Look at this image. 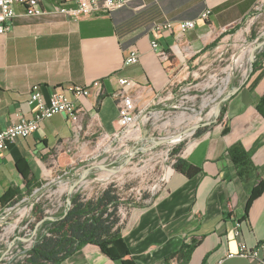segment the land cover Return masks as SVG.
I'll return each mask as SVG.
<instances>
[{
  "label": "crops",
  "instance_id": "0c3cea01",
  "mask_svg": "<svg viewBox=\"0 0 264 264\" xmlns=\"http://www.w3.org/2000/svg\"><path fill=\"white\" fill-rule=\"evenodd\" d=\"M258 2L134 0L110 13L79 19L55 13L54 0H45L44 12L35 16L16 5L13 25L0 32V130L15 122L19 111L31 116L29 99L37 83L47 100L55 88H63L81 111L74 116L56 113L34 134L18 137L0 151V212L18 192L28 195L23 171L32 184L42 182L55 165L72 162L78 151L87 153L96 142L124 137L118 123L123 88L135 100L139 134L146 136L157 113L176 107L177 83L188 76L196 79L218 38L247 20ZM206 10L210 13L202 19ZM167 20H196L197 25L185 32L150 31L154 23ZM152 40L159 42L158 50ZM134 49L139 60L127 63ZM256 64L260 66L254 69L250 62L242 78H228L221 120L213 115L216 102L214 113L192 130L193 138L180 152L201 171L191 177L172 172L168 188L130 208L123 239L135 264H181L180 258L169 256L192 237L199 243L187 264H213L237 251L240 242L249 248L264 244V188L247 211L252 181L239 177L227 152L229 139L241 138L264 178V121L255 124L252 114V92L264 89V56ZM78 89L85 94L76 98ZM214 93L215 100L223 99L220 90ZM224 122H234L233 135H223ZM133 140L144 143L139 137ZM61 264L118 263L99 251L80 250ZM223 264L258 263L237 255Z\"/></svg>",
  "mask_w": 264,
  "mask_h": 264
},
{
  "label": "rangeland",
  "instance_id": "374dc122",
  "mask_svg": "<svg viewBox=\"0 0 264 264\" xmlns=\"http://www.w3.org/2000/svg\"><path fill=\"white\" fill-rule=\"evenodd\" d=\"M256 7L240 26L218 38L215 48L200 63L203 67L198 70L196 79L188 76L177 83L176 107L157 113L147 131L149 144H135L133 139L140 134L122 137L115 143L96 142L95 150L87 153L78 151L72 162L58 163L32 194L0 212V264L24 259L26 250L45 231L43 224L36 226L33 207L37 202H43L47 216L58 217L68 208L69 195L81 193L92 197L114 185L124 202L122 212L128 216V202L133 203L131 208L139 204L136 202L139 196L157 194L169 187L174 150L178 148L179 153L185 150L184 145L194 136L192 130L214 113L213 107L219 102L215 100L214 92L219 93L220 90L222 96H227L230 87L228 78L236 74L239 78L245 76L251 62V48L264 41V0H259ZM263 52L264 45L255 50V59ZM185 133L189 134L180 141L172 142L176 139L173 138L156 143L160 139L179 137ZM164 173H167L165 179ZM74 181L78 183L70 193Z\"/></svg>",
  "mask_w": 264,
  "mask_h": 264
},
{
  "label": "trees",
  "instance_id": "16d2710c",
  "mask_svg": "<svg viewBox=\"0 0 264 264\" xmlns=\"http://www.w3.org/2000/svg\"><path fill=\"white\" fill-rule=\"evenodd\" d=\"M253 35H256L255 32ZM263 56L264 52L254 60V69L259 68L260 65L256 62L261 60ZM252 95L255 102L252 107L254 123H261L264 121V89L253 91ZM220 120L221 116H219ZM222 129L224 136L233 135L235 132L234 122H224ZM229 140L227 152L239 177L246 183L252 181V189L246 206L248 211L250 203L262 193L264 178L253 160L251 151L247 149L243 140L234 137ZM174 151V154H177L180 150L177 148ZM200 171V167L189 163L180 156L172 165V172L181 173L188 177ZM23 174L27 186L26 194L30 195L41 186V182L32 184L26 179L27 173L23 171ZM148 196L145 194L144 198ZM7 197L5 196L6 199ZM22 197L23 194L18 192V197L9 206L19 202ZM121 198L114 185L108 186L100 194L92 197L76 193L71 196V205L66 209L67 211L65 210L58 217H54L55 219H44L47 215L43 202L35 203L33 212L36 222L39 223L44 219L42 224L45 231L38 237L33 246L26 250L24 259H12L7 264H61L69 256L80 250L99 251L118 264H135L129 249L124 244L123 231L126 220H121ZM198 243L199 241L194 237L190 242L184 241L181 248L172 253L169 258L178 257L182 261L181 264H187Z\"/></svg>",
  "mask_w": 264,
  "mask_h": 264
},
{
  "label": "built area",
  "instance_id": "2783aa9c",
  "mask_svg": "<svg viewBox=\"0 0 264 264\" xmlns=\"http://www.w3.org/2000/svg\"><path fill=\"white\" fill-rule=\"evenodd\" d=\"M44 1L45 0H0V32H7L13 25L14 19L17 15L15 9L16 5L22 6L27 15L35 16L44 12L42 7V3ZM133 1L134 0H54L55 4L53 11L58 14L67 15L74 19H79L97 13H110L130 4ZM67 3H73V6L69 7L67 6ZM209 13L210 10H206L201 14V18L206 19ZM196 25V20H187L182 22L167 20L154 23L151 26L150 31L158 33H161L162 31L175 32L178 28L182 32H185L195 28ZM151 46L153 49L158 50L159 42L157 40H152ZM139 57V52L134 49L127 56L126 62L136 63L138 62ZM161 57L165 61L170 60V56L164 51L161 52ZM130 83L131 85L134 84L132 81H130ZM83 93L85 94L84 90L78 89L75 92V97L79 98L83 95ZM29 104L33 107L31 116H26L19 111L16 114L17 120L5 129L0 130V151L4 150L9 143L15 141L18 137L30 136L34 134L44 120L50 118L56 113H64L74 116L77 112L81 111V108L78 107L75 100L69 98L63 88H55L47 100L42 93L41 84L38 83L32 86ZM138 119L139 114L137 112L135 100L130 95L129 88H123L118 116L120 135L125 138H129L133 134L141 133V128L138 125ZM138 136L141 141H144L142 145L149 144L150 136H147V132L146 136H141V134ZM179 156L181 157L180 153L173 155L172 165L176 162L177 157ZM166 174L167 173H164L163 179L166 178ZM144 195L139 196L136 202H143L145 200ZM148 195L152 198L156 194L153 193ZM123 205L124 202L122 200V204L120 206L121 220H125L127 217L122 212ZM132 205L133 203L128 202L129 209ZM235 235L239 237L241 235V231L237 229L235 231ZM237 255L253 259L258 264H264V244H257L255 247L249 248L244 243L240 242L238 250L235 252H228L225 258ZM225 258H221L213 264H223Z\"/></svg>",
  "mask_w": 264,
  "mask_h": 264
},
{
  "label": "water",
  "instance_id": "95a60500",
  "mask_svg": "<svg viewBox=\"0 0 264 264\" xmlns=\"http://www.w3.org/2000/svg\"><path fill=\"white\" fill-rule=\"evenodd\" d=\"M263 45H264V41H263V42H260L258 45H256V46L254 47V50L252 51L251 56H250L251 64H253V62H254V60H255V57H256L255 50H256L257 48L262 47ZM228 97H229V96L224 97L222 100H220V101L217 103L216 108H215V114H214V118H215V119L218 118V116H219L220 113H221V110H222V102H224L225 100H227ZM198 126H199V125H197L196 127H198ZM175 137H176V136L166 137V138H163V139H160V140L156 141V143L159 144V143H161V142H165V141H168V140H172V139L175 138ZM88 171H89V170H87L86 173H87ZM77 183H78V181H74L73 185L71 186L70 193L72 192L74 186H75ZM67 202H68V207H69V206L71 205V196H70V195L67 197ZM66 211H67V210H66ZM44 219H55V218H54V217L47 216V217L44 218ZM44 219H43V220H44ZM43 220L40 221L39 223H37L36 226H39L40 224H42ZM36 229H37V227H36ZM36 229H35V230H36Z\"/></svg>",
  "mask_w": 264,
  "mask_h": 264
},
{
  "label": "bare ground",
  "instance_id": "6f19581e",
  "mask_svg": "<svg viewBox=\"0 0 264 264\" xmlns=\"http://www.w3.org/2000/svg\"><path fill=\"white\" fill-rule=\"evenodd\" d=\"M254 45H255V44H254ZM246 50H247V49H245L244 51H246ZM251 50L253 51L254 48L252 47ZM243 53H244V52H243ZM242 55L244 56V54H242ZM242 55H241V57H243ZM238 58H239V56L237 57V59H238ZM240 59H241V58H240ZM238 60H239V59H238ZM241 61H242V60H241ZM249 61H250V60H249ZM188 134H189V133H185L184 135H181V136H179V137L176 136V137H175L176 139H173L172 142L180 141L184 136H186V135H188ZM66 187H67V186H66Z\"/></svg>",
  "mask_w": 264,
  "mask_h": 264
}]
</instances>
